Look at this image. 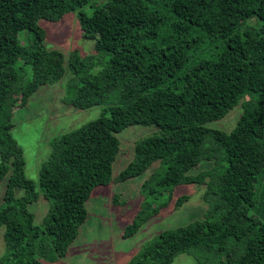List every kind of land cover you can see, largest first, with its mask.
Wrapping results in <instances>:
<instances>
[{
    "label": "trees",
    "instance_id": "trees-1",
    "mask_svg": "<svg viewBox=\"0 0 264 264\" xmlns=\"http://www.w3.org/2000/svg\"><path fill=\"white\" fill-rule=\"evenodd\" d=\"M93 2L0 0V183L7 180L0 226H6L8 246L0 264H44L46 233L60 256L67 253L88 217L93 190L113 181L117 133L134 124L160 131L136 142L137 158L120 178L160 160L161 170L144 190L165 201L134 220L124 237L170 204L180 183L204 184L206 197L218 200L203 219L162 231L129 264H172L180 253L200 255L199 249L221 255L222 264H264V0H107L86 13ZM79 8L83 36L110 54L107 67L90 75L83 73L100 58L49 49L39 24ZM68 68L82 75L69 104H104L117 87L122 102L52 143L39 172L44 196L53 202L41 226L28 208L40 198L38 183L26 174L12 119L17 107L43 85L62 80ZM239 103L243 112L232 130L209 125ZM204 160L212 164L190 172ZM18 188L25 195L18 196ZM188 199L179 196L176 207Z\"/></svg>",
    "mask_w": 264,
    "mask_h": 264
},
{
    "label": "rangeland",
    "instance_id": "rangeland-1",
    "mask_svg": "<svg viewBox=\"0 0 264 264\" xmlns=\"http://www.w3.org/2000/svg\"><path fill=\"white\" fill-rule=\"evenodd\" d=\"M105 1L107 0H94L83 10L91 14L96 6ZM80 10L81 8L69 12L59 20L42 18L39 24L47 31L45 44L49 49L62 50L68 57L72 51H78L81 56L96 54L100 61L83 73L90 75L107 67L110 54L97 51L96 40L83 36L78 16ZM24 34L21 33L22 36ZM28 69V76L32 77V69L30 67ZM81 76H77L68 68L62 80L43 85L31 95L26 105L17 107L14 111L12 120L15 126L12 128V134L24 151L27 162L26 174L37 181V191L40 193V198L29 203L28 208L35 213V222L41 226L45 225L53 202L44 196L39 172L42 164L52 155V143L57 137L97 119L102 114L109 115L110 112L107 110L109 104L122 102L121 87H117L104 104L87 109L69 104L68 99L74 95L71 91L82 84ZM242 107L239 103L226 117L209 125L232 130L243 112ZM159 131L160 128L156 125L134 124L117 133L121 145L113 165V181L97 186L93 190L86 201L88 217L64 256H60L54 249L52 235H46L47 233L42 235L45 237L49 252L42 259L44 264H129L162 231L205 217L208 210L217 202V196L211 194L206 197L207 186L204 184L180 183L173 190V200L170 204L151 216L135 234L124 237L125 230L134 220L140 215L149 214L158 203L165 201L164 196L160 197L144 190L145 182L161 170L160 160L140 175L126 180L120 178L121 171L137 158L136 142L156 135ZM211 164V161L204 160L190 172L198 173ZM6 190L7 180H4L0 183V208L6 205ZM25 193L23 188L17 189L18 196ZM183 194H188L189 199L177 208L175 203ZM5 232L6 226H0V261L8 253ZM198 251L201 252L200 255L196 254L197 251L180 253L172 264H222L221 255L202 249Z\"/></svg>",
    "mask_w": 264,
    "mask_h": 264
}]
</instances>
